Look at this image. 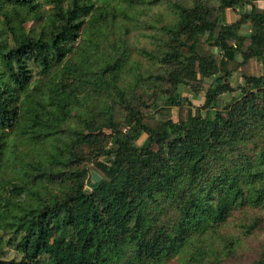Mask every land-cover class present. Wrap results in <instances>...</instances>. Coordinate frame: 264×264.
Segmentation results:
<instances>
[{
    "label": "trees",
    "instance_id": "obj_1",
    "mask_svg": "<svg viewBox=\"0 0 264 264\" xmlns=\"http://www.w3.org/2000/svg\"><path fill=\"white\" fill-rule=\"evenodd\" d=\"M161 1L0 0V264H235L264 235V0L141 20Z\"/></svg>",
    "mask_w": 264,
    "mask_h": 264
},
{
    "label": "rangeland",
    "instance_id": "obj_2",
    "mask_svg": "<svg viewBox=\"0 0 264 264\" xmlns=\"http://www.w3.org/2000/svg\"><path fill=\"white\" fill-rule=\"evenodd\" d=\"M167 1H181V0H162L158 6L156 7H152L149 11V13L145 16H141V20H148L150 22H154L155 20L153 19V15L156 14V12H163L164 15L167 14V17L171 14L170 10L167 7ZM185 1L187 3H190L193 0H182ZM258 4L262 5L264 4L262 1H260ZM48 8V7H47ZM250 9V6H246L244 5L243 7H239L238 10L234 11L233 9H227L224 12H219L217 15L220 17L221 22L223 23H231L232 21L238 19V17L240 16L239 12H242L244 10ZM143 12V11H142ZM142 12H140V15L143 14ZM144 15V14H143ZM23 19L25 20V22H27V27L30 28L31 26H33V16L30 13H24L22 14ZM149 29L143 25L142 27H140L139 29H136L135 34L140 37L142 32H147ZM243 33H248V27L244 28L242 30ZM141 39H144L143 37ZM259 67V66H258ZM254 68V64L252 66V69ZM254 71V70H253ZM241 77V73L237 72L236 75H234L232 82L237 85L240 82V78ZM181 92L183 96H187L191 102L193 103L194 106H192V110L193 113L196 112L197 107L202 106L204 101H205V91L201 92L199 96H194V94L192 93L191 90H189L188 87H181ZM240 94V91L234 93V94H224L223 97L225 100H229L231 99L232 96H238ZM164 104V100L163 99H159L156 102L153 103V109H151L150 114L151 116L154 115V117H150L149 118V122L151 123V125H156L158 122V113L156 112V108L162 106ZM189 106L186 105V107L184 108V110L182 111L183 116L187 117V110H188ZM208 110L206 109H202V113L204 115L208 114ZM211 115H214V110L210 111ZM180 110L177 107H174L172 109V117L174 120H179L180 118ZM147 135L143 134V136L141 137L139 143H143L144 140L146 139ZM93 164L90 166V170H96L95 168H93ZM88 187V186H87ZM264 248V235L262 234H257L254 236H251L243 245V247L241 248L239 257L236 261L235 264H251L253 262V260L255 259V257L258 255V252H260V250ZM21 257V254H19L17 251H15L11 244L6 245L5 248V254L3 255V258L5 259H19ZM234 264V263H233Z\"/></svg>",
    "mask_w": 264,
    "mask_h": 264
},
{
    "label": "water",
    "instance_id": "obj_3",
    "mask_svg": "<svg viewBox=\"0 0 264 264\" xmlns=\"http://www.w3.org/2000/svg\"><path fill=\"white\" fill-rule=\"evenodd\" d=\"M89 179L92 183H98L102 180V176L100 173H98L96 170H90V176Z\"/></svg>",
    "mask_w": 264,
    "mask_h": 264
},
{
    "label": "crops",
    "instance_id": "obj_4",
    "mask_svg": "<svg viewBox=\"0 0 264 264\" xmlns=\"http://www.w3.org/2000/svg\"><path fill=\"white\" fill-rule=\"evenodd\" d=\"M260 5V4H259ZM262 5H264V4H262ZM262 5H260V6H262ZM240 78V80H241V77H239Z\"/></svg>",
    "mask_w": 264,
    "mask_h": 264
}]
</instances>
